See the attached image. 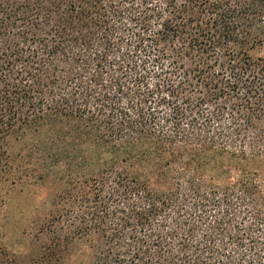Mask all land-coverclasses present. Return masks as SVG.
<instances>
[{
	"label": "trees",
	"instance_id": "1",
	"mask_svg": "<svg viewBox=\"0 0 264 264\" xmlns=\"http://www.w3.org/2000/svg\"><path fill=\"white\" fill-rule=\"evenodd\" d=\"M29 135L68 179L0 264H264V0H0V207Z\"/></svg>",
	"mask_w": 264,
	"mask_h": 264
},
{
	"label": "rangeland",
	"instance_id": "2",
	"mask_svg": "<svg viewBox=\"0 0 264 264\" xmlns=\"http://www.w3.org/2000/svg\"><path fill=\"white\" fill-rule=\"evenodd\" d=\"M44 141L43 137L29 135L23 140L10 142L13 167L22 178L3 197L0 207V249L23 262L38 256L41 245L39 237L44 240L38 228L56 210L55 197L68 179L66 164H56L49 170L48 163L37 159ZM78 259L79 256L73 255L66 264H77Z\"/></svg>",
	"mask_w": 264,
	"mask_h": 264
}]
</instances>
